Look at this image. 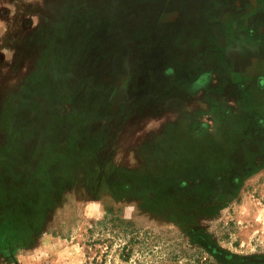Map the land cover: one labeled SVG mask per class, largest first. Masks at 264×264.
I'll return each instance as SVG.
<instances>
[{
	"label": "rangeland",
	"instance_id": "obj_1",
	"mask_svg": "<svg viewBox=\"0 0 264 264\" xmlns=\"http://www.w3.org/2000/svg\"><path fill=\"white\" fill-rule=\"evenodd\" d=\"M197 1L0 0V264H264V124L193 111Z\"/></svg>",
	"mask_w": 264,
	"mask_h": 264
},
{
	"label": "flooded vegetation",
	"instance_id": "obj_2",
	"mask_svg": "<svg viewBox=\"0 0 264 264\" xmlns=\"http://www.w3.org/2000/svg\"><path fill=\"white\" fill-rule=\"evenodd\" d=\"M199 1L203 2L205 9L201 17L203 22L198 23V26L209 35L208 39L197 41V45L192 44V47L196 48L194 62L196 64L193 73L195 77L190 78L194 83V90L190 95L194 108H197L193 111L201 110L198 108V99L201 95L207 97L205 107L210 110L217 109L222 103L223 107L220 110L225 114L238 112L240 118H249L250 122L264 124V112L255 108L256 105L258 107L256 103L263 95L264 89V74L261 75L264 71V0ZM199 1L197 4L200 6ZM255 2H260V5L256 6ZM199 10L202 8L197 7L198 13ZM234 25H238V28H234ZM253 59L258 60L256 65H253ZM219 70L226 71L227 74L223 81H228L223 86L216 83L217 80H222L218 76ZM247 76L249 81L243 82L241 78ZM246 92L251 94L248 95ZM179 95L182 93L174 92L167 95L165 100L170 96ZM232 115L229 114L228 117ZM248 124L251 125L249 122Z\"/></svg>",
	"mask_w": 264,
	"mask_h": 264
},
{
	"label": "crops",
	"instance_id": "obj_3",
	"mask_svg": "<svg viewBox=\"0 0 264 264\" xmlns=\"http://www.w3.org/2000/svg\"><path fill=\"white\" fill-rule=\"evenodd\" d=\"M254 1H262V0H254ZM260 2H255V5L256 6H259L260 4H259ZM225 21V20H224ZM234 28H238V25H234L233 26ZM252 63H253V65H256L257 63H258V60L257 59H253L252 60ZM256 68H257V66H256ZM264 69V68H263ZM255 70H257V71H260V69H255ZM253 71V70H252ZM255 72V71H254ZM262 74H264V71H263V73H261V75ZM241 79H243V82L245 81V82H248L249 81V76H247V77H245V78H241ZM248 95H250L248 92H246ZM263 95H261L260 97H259V100H258V102L256 103V104H258V107H257V105H256V107L255 108H257V110H259V111H263L264 112V89H263V93H262ZM251 104H252V101H251Z\"/></svg>",
	"mask_w": 264,
	"mask_h": 264
},
{
	"label": "trees",
	"instance_id": "obj_4",
	"mask_svg": "<svg viewBox=\"0 0 264 264\" xmlns=\"http://www.w3.org/2000/svg\"><path fill=\"white\" fill-rule=\"evenodd\" d=\"M1 246V245H0Z\"/></svg>",
	"mask_w": 264,
	"mask_h": 264
}]
</instances>
